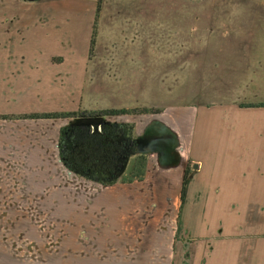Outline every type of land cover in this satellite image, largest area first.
<instances>
[{"label":"crops","instance_id":"obj_1","mask_svg":"<svg viewBox=\"0 0 264 264\" xmlns=\"http://www.w3.org/2000/svg\"><path fill=\"white\" fill-rule=\"evenodd\" d=\"M35 1L0 2V209L12 206L20 214L26 206L28 168H44V159L50 152L60 163L59 130L73 121L22 117L74 112L80 104L87 110L82 103V85L91 61L89 44L98 8V0H53L49 2L52 7L65 9L62 16L36 15L30 27V18L24 16L27 5ZM104 2L101 0L100 8ZM72 9L78 10L74 12L76 17L70 15ZM101 15L102 12L98 17ZM255 40L256 37L246 45V38L232 40L212 35L210 49L199 52V56H210L211 90L221 94L210 102L211 107L200 103L161 108L156 115L104 119L134 124L136 138H149L141 140L144 148L140 142L146 151L142 154L146 157L142 179H130L125 173L109 187L86 180L94 185L89 188L87 206H106L113 209L116 217H131L129 222L120 223L121 240L129 244L125 247L166 249L167 264H174L176 237L182 233L184 242L187 238L181 189L190 161L197 167L193 168L184 198L190 193L199 201L264 202V43ZM150 73L142 76L135 87L124 82V88L140 90V97L145 96L146 105L141 107L156 106L157 103L149 105L148 97L169 78V70ZM124 79L114 75L111 82L122 83ZM123 104L112 109L138 108ZM161 127L169 128L174 136ZM173 142L180 160L177 165L170 154L160 153L154 145L162 143L168 148ZM194 184L198 186L192 190ZM106 189L115 191L108 194ZM160 213L164 214L162 224L157 223L162 222ZM193 222L190 232L202 233L211 244L206 264H264L263 224L223 226L213 236L207 228L202 231V224L200 230L196 219ZM181 258L179 264H184V256Z\"/></svg>","mask_w":264,"mask_h":264},{"label":"rangeland","instance_id":"obj_2","mask_svg":"<svg viewBox=\"0 0 264 264\" xmlns=\"http://www.w3.org/2000/svg\"><path fill=\"white\" fill-rule=\"evenodd\" d=\"M15 1L10 0L13 4ZM51 1L36 0L28 4L24 17L31 21L42 14L62 16L65 9L52 7ZM102 1L105 2L98 12L102 15L97 18L95 34L92 32L91 61L82 85V103L87 110L80 104L81 110H107L123 103L159 111L200 103L211 107L210 102L221 94L211 90L210 56H199L200 51L210 49L211 36L246 38V45L256 37L255 42L264 43V0ZM69 11L77 16L74 12L78 10ZM0 15H3L1 8ZM33 23L30 22V27ZM152 70L160 74L169 70V78L148 97L149 105L157 103L156 106L141 107L146 104L145 96L138 94L140 90L123 86L129 81L135 87L142 76L152 75ZM114 75L125 79L122 83L111 82ZM44 161V168L27 170L26 213L15 212L12 206L0 209V264H155V258L158 264H167L166 249L125 247L127 242L121 240L120 223L129 222L131 217H116L113 209L106 206H87L92 183L68 172L56 162L54 152ZM192 164L188 163L190 176L194 173L195 164ZM191 186L193 190L198 185ZM114 191L104 190L108 194ZM183 208L188 233L185 242L182 233L176 237L174 264L183 261L180 256H184V264H206L209 258L211 244L202 233L190 232L195 219L200 230L202 224V231L207 228L213 236L223 226L264 225V202L199 201L189 193ZM200 213L199 218H193ZM163 216L162 222L157 223H163Z\"/></svg>","mask_w":264,"mask_h":264},{"label":"trees","instance_id":"obj_3","mask_svg":"<svg viewBox=\"0 0 264 264\" xmlns=\"http://www.w3.org/2000/svg\"><path fill=\"white\" fill-rule=\"evenodd\" d=\"M101 0H98V8L93 26L96 32V21ZM94 36V35H93ZM93 47V41H92ZM91 47L90 53L93 52ZM261 106H264L261 105ZM159 110L152 108L134 109H107L86 111L78 109L75 112H56L24 115V119H64L76 120L78 118L107 119L124 115H156ZM9 119V117H2ZM58 157L61 165L70 173L82 179L95 182L99 185L109 187L117 180L129 175L130 179H142L145 175L146 157L134 155L129 159L127 168L123 174L121 170L131 153L136 149L135 125L124 122H108L102 125L99 132H93L86 125H64L59 130ZM129 165L131 166L130 169ZM190 179L186 169L181 189V201Z\"/></svg>","mask_w":264,"mask_h":264},{"label":"water","instance_id":"obj_4","mask_svg":"<svg viewBox=\"0 0 264 264\" xmlns=\"http://www.w3.org/2000/svg\"><path fill=\"white\" fill-rule=\"evenodd\" d=\"M27 1H32V0H27ZM108 123L107 120L104 119H96V118H85V119H76L73 120L69 125H86V126H90L93 130V132H99L101 130L102 125ZM151 128V126L149 128L146 129L145 134L148 132V130ZM166 134L170 135V136H174V133L167 127H161ZM173 138V137H172ZM141 137L136 138V149L133 153H131L129 155V157L127 158L122 170H121V174H123L127 168L129 159L134 156V155H142L145 154V150L141 149L140 147V142H141ZM154 145H156V149L160 151V153H168L173 157V160H175V165H177L179 163V157L178 154L176 153L175 149V143L173 142V145H170L168 148L163 147L164 145L162 143L158 144L155 143ZM165 155V154H163ZM196 164L194 165V168H196Z\"/></svg>","mask_w":264,"mask_h":264},{"label":"flooded vegetation","instance_id":"obj_5","mask_svg":"<svg viewBox=\"0 0 264 264\" xmlns=\"http://www.w3.org/2000/svg\"><path fill=\"white\" fill-rule=\"evenodd\" d=\"M143 140H144V141H148L149 138H148V137H144ZM143 140H142V141H143ZM163 141H165V140L163 139ZM166 142H167V141H166ZM143 146H145V144H143V143L141 142V147H143ZM143 148H144V147H143Z\"/></svg>","mask_w":264,"mask_h":264}]
</instances>
